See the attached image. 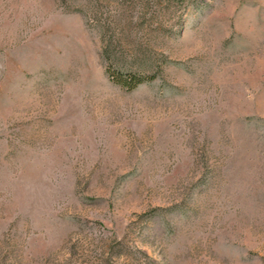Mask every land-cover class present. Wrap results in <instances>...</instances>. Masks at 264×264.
I'll return each mask as SVG.
<instances>
[{
  "label": "rangeland",
  "instance_id": "obj_1",
  "mask_svg": "<svg viewBox=\"0 0 264 264\" xmlns=\"http://www.w3.org/2000/svg\"><path fill=\"white\" fill-rule=\"evenodd\" d=\"M0 264H264V0H0Z\"/></svg>",
  "mask_w": 264,
  "mask_h": 264
},
{
  "label": "trees",
  "instance_id": "obj_2",
  "mask_svg": "<svg viewBox=\"0 0 264 264\" xmlns=\"http://www.w3.org/2000/svg\"><path fill=\"white\" fill-rule=\"evenodd\" d=\"M104 55H105V53H104ZM128 78H129V80H127V81H124L121 78H119V80H116V83L121 85V86L128 87V89H133L145 81L152 80L153 77H141V76H134L133 75V76H129Z\"/></svg>",
  "mask_w": 264,
  "mask_h": 264
}]
</instances>
